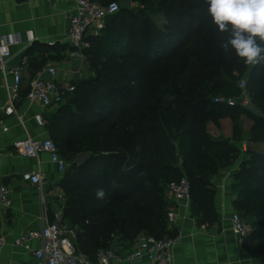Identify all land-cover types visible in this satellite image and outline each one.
<instances>
[{"label":"trees","instance_id":"trees-1","mask_svg":"<svg viewBox=\"0 0 264 264\" xmlns=\"http://www.w3.org/2000/svg\"><path fill=\"white\" fill-rule=\"evenodd\" d=\"M204 5L203 0L193 4L199 12L193 15L183 0H133L127 10L120 4L84 52L91 75L73 82V91L65 92L63 103L46 117L49 137L69 163L59 184L67 199L63 220L77 228V252L93 262L99 250L118 238L132 243L139 236L170 237L166 188L183 177L191 184L192 215L201 224L215 222L212 178L241 155L242 117L252 121L249 142L259 149L249 147L234 174V206L251 222V236L264 241V62L245 65L234 53L224 52L226 65L219 49L218 63L212 68L205 64L212 69L208 84L190 98L154 76L168 54L178 55L192 35L202 34L211 23ZM153 15L163 16L164 24L157 25ZM213 35L220 37L216 31ZM210 43L200 46V62L208 61ZM67 48L34 43L27 55ZM241 80H246L257 111L240 104ZM178 81L190 78L185 74ZM217 97L234 98L237 105L217 104ZM226 120L232 123L230 137L208 131V123L221 129ZM80 154L91 156L83 166L76 160ZM98 189L104 190L103 199L97 198Z\"/></svg>","mask_w":264,"mask_h":264},{"label":"crops","instance_id":"crops-1","mask_svg":"<svg viewBox=\"0 0 264 264\" xmlns=\"http://www.w3.org/2000/svg\"><path fill=\"white\" fill-rule=\"evenodd\" d=\"M73 7L74 0H0V38L12 36L20 41L11 46V58L6 62V67L9 70L23 67L22 90L14 103L15 112L6 111L11 106L13 78L8 70L6 73L0 71V176L10 189L12 202L10 208L0 210V237L6 240V246L0 252V264H34L33 251L40 248V242H30L27 249L16 246L15 241L26 232H40L49 221H54L56 212L64 213L65 204L56 201L51 193L59 190L64 173L52 163L49 154L43 153L37 159L25 158L13 153L12 145L27 138H50L46 125L40 126L35 117L41 116L46 124V117L58 107L45 108L28 101L27 94L34 79L51 80L47 69L55 67L57 77L53 81L65 93L73 88V82L91 75L86 56L78 55L69 45ZM34 43L68 48L61 52L56 49L28 56ZM214 127L215 131L208 127L214 137H225L215 124ZM244 142L250 148L259 149L249 141ZM243 143L237 144L240 151ZM243 155L241 152L234 165L218 171L212 178L216 211V220L212 224L199 223L192 215L191 203L176 204L173 199H168L171 204L167 217L168 238L178 237L180 240L174 249V264H264V241L255 239L253 235L240 240L231 230L232 215L239 213L234 206L237 197L231 187ZM27 172H38L45 176L43 193L38 187L23 181L22 176ZM63 222L67 224L65 220ZM114 245L126 254L132 250L133 244L118 238ZM123 264L153 263L144 259L139 263Z\"/></svg>","mask_w":264,"mask_h":264},{"label":"built area","instance_id":"built-area-1","mask_svg":"<svg viewBox=\"0 0 264 264\" xmlns=\"http://www.w3.org/2000/svg\"><path fill=\"white\" fill-rule=\"evenodd\" d=\"M51 2L52 0H44ZM120 11V3L111 2L103 4L101 0H74V7L71 12V25L68 34L70 47L83 55L91 46V38L100 35L106 28V21ZM20 41L12 36L0 38V71L12 76L13 82L10 87L11 106L7 112H15L14 103L19 99L22 90L23 67H6V62L11 58V46L19 44ZM53 46L54 44H50ZM47 73L51 80L36 78L30 84L27 94L28 101L38 103L45 108L58 107L63 103L64 90L58 86L53 79L57 77V69L49 67ZM242 90L239 98L240 104L245 108H252L251 100L247 95V82L241 80L239 84ZM73 91V88H70ZM217 104H227L234 107L237 100L234 98H215ZM40 126L45 125L41 116L35 117ZM6 130V129H5ZM246 142L242 144L241 152L248 150ZM12 151L25 158L37 159L41 154L50 155L51 161L55 164L61 173L69 168V163L61 157L57 145L51 138L32 139L27 138L21 141H15L12 145ZM24 182L30 183L43 193V184L45 176L38 172H27L22 176ZM52 196L59 203H64L63 192L53 190ZM10 189L3 182L0 176V210L11 207ZM166 194L168 199H173L176 204L191 203V184L186 177L178 181H172L167 185ZM63 212L58 211L54 214V221L48 222L40 232H26L22 237L15 241L16 246L30 248V242L39 241L40 248L33 251L36 259L34 264H123L124 262L139 263L148 259L153 264H174V249L179 244V238L165 237L156 239L152 236H139L132 242V250L124 254L117 245L101 249L96 255V260L91 261L86 255L78 253L76 250L77 230L63 222ZM231 230L240 240L248 238L252 232V225L239 213H234L231 218ZM6 246V240L0 237V252Z\"/></svg>","mask_w":264,"mask_h":264},{"label":"rangeland","instance_id":"rangeland-1","mask_svg":"<svg viewBox=\"0 0 264 264\" xmlns=\"http://www.w3.org/2000/svg\"><path fill=\"white\" fill-rule=\"evenodd\" d=\"M199 0H183V3L185 4L186 10L189 11L190 14L197 15L199 14L198 11H195L191 7L193 4L198 2ZM207 5H204V8H206ZM207 13V12H206ZM208 14V13H207ZM155 21V23L159 26H162L164 24L165 19L163 16H154L152 17ZM208 18V16H207ZM210 18V17H209ZM211 20V18H210ZM201 24V23H199ZM209 24V23H208ZM210 23L205 29V31L201 32L200 35H192V39L188 43L186 47L180 50V53L178 55L171 56L168 54V56L162 60L161 64L156 68L157 72L154 73V76L156 78H159V80L162 83H165L166 85L172 86L175 90H177L181 97L184 98H190L192 95L198 90L199 86L201 84H208L207 82V76L208 72H211L212 67H214V64L218 63V50H222L220 48L221 39L220 37H215L213 33L216 31L214 27L211 26ZM209 26H211L209 28ZM209 31H208V29ZM196 31V28L193 27V32ZM199 40H201L199 42ZM206 42H212L210 43L211 51H209L208 55V61L200 62V59L203 58L201 55V52L204 50H199L200 46L201 48L205 49V43ZM202 43V44H201ZM196 44H200L196 46ZM223 55H220L221 61L225 62L226 65H228L229 56L224 53V51H221ZM161 54V53H160ZM192 54H194L193 58H191ZM155 56H159L158 54ZM208 63V66L205 64ZM217 67V65H216ZM218 68V67H217ZM188 76L190 78L189 82H181L178 81L179 78H182L183 76ZM153 84V88H157L159 83H156L152 80L151 82ZM247 95L249 99L252 101V94L251 92H247ZM253 108V107H252ZM239 124L242 126V130L244 133V140L249 141V130L252 126V121L248 118L242 117L239 121ZM210 128V130L215 131L214 123L210 122L207 124V128ZM208 128V129H209ZM220 131L223 132V135L225 137H229L232 131V123L229 120H226L223 122V126L220 129ZM64 200V204L66 205V196H63L62 201ZM65 209V206L63 210ZM77 230V228H74Z\"/></svg>","mask_w":264,"mask_h":264},{"label":"clouds","instance_id":"clouds-1","mask_svg":"<svg viewBox=\"0 0 264 264\" xmlns=\"http://www.w3.org/2000/svg\"><path fill=\"white\" fill-rule=\"evenodd\" d=\"M203 3L225 53H234L245 65L264 62V0H203ZM105 195L103 189L96 192L97 198L103 199Z\"/></svg>","mask_w":264,"mask_h":264},{"label":"water","instance_id":"water-1","mask_svg":"<svg viewBox=\"0 0 264 264\" xmlns=\"http://www.w3.org/2000/svg\"><path fill=\"white\" fill-rule=\"evenodd\" d=\"M132 1L133 0H120V4L123 9H131L132 8ZM254 111H257L255 107H253ZM90 155L88 154H80L77 156L76 160L78 165L83 166L87 161L90 160Z\"/></svg>","mask_w":264,"mask_h":264}]
</instances>
